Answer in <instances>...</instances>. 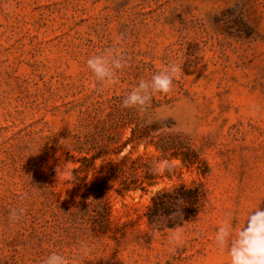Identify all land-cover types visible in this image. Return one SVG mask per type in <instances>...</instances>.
I'll return each mask as SVG.
<instances>
[{
  "label": "rangeland",
  "instance_id": "obj_1",
  "mask_svg": "<svg viewBox=\"0 0 264 264\" xmlns=\"http://www.w3.org/2000/svg\"><path fill=\"white\" fill-rule=\"evenodd\" d=\"M109 51L126 65L100 87L86 60ZM171 65L168 94L121 106ZM180 183L200 213L152 227V197ZM257 207L264 0H0V264H228L217 228Z\"/></svg>",
  "mask_w": 264,
  "mask_h": 264
},
{
  "label": "clouds",
  "instance_id": "obj_2",
  "mask_svg": "<svg viewBox=\"0 0 264 264\" xmlns=\"http://www.w3.org/2000/svg\"><path fill=\"white\" fill-rule=\"evenodd\" d=\"M125 65L123 55L111 51L90 56L86 60L87 69L100 87L112 86L116 82L118 72ZM177 71L176 65L166 66L159 73L152 75L149 80H140L123 95L121 106L125 109H144L154 94H168L172 90ZM160 167L169 169L171 165L159 162L157 170ZM254 210L246 216L243 224L238 228L233 227L232 221L224 222L216 230L215 245L218 249L227 251L228 264H264V210L258 207ZM23 214V209H19L10 214V219L12 222H17ZM172 239L175 241L178 237L174 236ZM42 264H69V262L64 255L51 252Z\"/></svg>",
  "mask_w": 264,
  "mask_h": 264
},
{
  "label": "trees",
  "instance_id": "obj_3",
  "mask_svg": "<svg viewBox=\"0 0 264 264\" xmlns=\"http://www.w3.org/2000/svg\"><path fill=\"white\" fill-rule=\"evenodd\" d=\"M135 189L137 185L125 179L119 191ZM202 204L203 190L199 184L180 183L173 188L158 190L152 197L146 217L152 227H177L195 218L200 213ZM109 209V204L106 202L104 213L107 216Z\"/></svg>",
  "mask_w": 264,
  "mask_h": 264
}]
</instances>
